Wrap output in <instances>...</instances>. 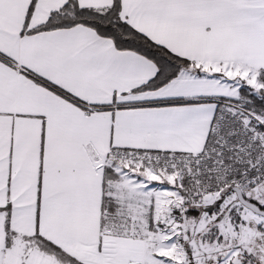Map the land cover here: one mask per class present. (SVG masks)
<instances>
[{
	"label": "snow or ice",
	"instance_id": "snow-or-ice-1",
	"mask_svg": "<svg viewBox=\"0 0 264 264\" xmlns=\"http://www.w3.org/2000/svg\"><path fill=\"white\" fill-rule=\"evenodd\" d=\"M0 264H264V0H0Z\"/></svg>",
	"mask_w": 264,
	"mask_h": 264
}]
</instances>
